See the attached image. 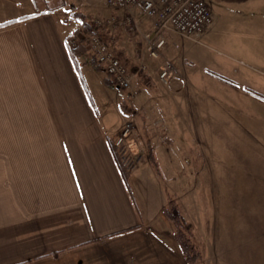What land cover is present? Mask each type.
<instances>
[{"label": "crops", "instance_id": "1", "mask_svg": "<svg viewBox=\"0 0 264 264\" xmlns=\"http://www.w3.org/2000/svg\"><path fill=\"white\" fill-rule=\"evenodd\" d=\"M65 1L0 0V134L17 143L0 166V264H180L164 214L169 189L154 180L162 176L149 158L134 172L121 161L114 139L129 117L106 88L93 92L83 69L105 73L72 58L68 40L79 27L67 22ZM205 1L212 23L197 38L166 32L159 59L144 51L152 20L141 8L133 10L136 31L117 23L102 35L132 70L144 63L152 71L139 87L155 88L145 102L161 120L147 131L159 168L163 158L172 174L183 175L185 165L219 180L235 168L263 172L264 0ZM76 2L95 18L130 15ZM166 60L177 71L162 85ZM99 100L108 111L99 112Z\"/></svg>", "mask_w": 264, "mask_h": 264}, {"label": "rangeland", "instance_id": "2", "mask_svg": "<svg viewBox=\"0 0 264 264\" xmlns=\"http://www.w3.org/2000/svg\"><path fill=\"white\" fill-rule=\"evenodd\" d=\"M58 1L64 3L65 0ZM67 1L71 5H75L74 2L77 1L76 3L80 6H88V9L99 10L100 14L105 11L104 9L107 6L106 0ZM60 12L64 13L65 10L62 9ZM79 44L80 42H78L76 47ZM85 59L83 58L84 61ZM128 67L130 68V66ZM83 70L90 79L91 88L95 94L100 89L106 88L114 96L115 101L119 99V103L127 97L125 93L128 92L119 90L116 87L107 88L103 83L105 76H103V79L101 78L102 73L91 72L94 73L91 77L87 69L84 68ZM145 78L146 76L143 75V79ZM143 79H137L136 82L140 83ZM143 87L144 99L138 102L131 99L134 107L140 108V106H143V108H140V111H137L133 118L130 117L131 119H128L135 123L132 144L142 154L143 161L139 167L142 165L149 167V155L147 152H150L151 147L148 141L150 133H147V131H149L150 124L153 128L158 127L161 124V120L154 115L155 113L147 107L145 102L147 92L148 96H153L155 88ZM107 101L111 103L112 100L109 98ZM159 102L161 104L165 103V101L160 100ZM98 110L100 113H104L109 110V107L107 109V105L99 100ZM214 128L218 129V127ZM260 129L262 130L259 135L260 141L257 151L260 156L258 166L264 162V127ZM3 130H5V127ZM229 137L227 136L226 138L228 139ZM164 140L169 142L167 137ZM157 143L156 140L155 144ZM13 144L16 145L17 143L11 142L9 134H0V166L10 163ZM165 145L167 148H171L173 143H166ZM230 146L232 151L237 147L233 143ZM196 148L204 152V149H201L200 146L197 145ZM159 159L161 161L160 169L163 170V174H161V178L154 176V180L158 181L160 188L165 186L167 190L169 189V195L170 197L172 196L170 199L179 197L182 201L180 203L174 199L181 209L184 223L188 227L194 245L197 247L199 258L197 257L198 259L194 264H264V171H261L262 167H258L256 170H259V172L255 174L239 173L237 172L238 168H235V172L225 173L222 175L223 179L219 180L216 174L205 175L203 169H196L194 173L190 174V169L186 165L183 169V175L169 173L167 171L170 169L163 163V158ZM205 176H207L206 184ZM198 183L203 187L207 185L208 188L196 190ZM194 186L195 188H193ZM4 189L7 188L5 187ZM174 234L175 228L172 225V237L178 244ZM178 246L180 248L179 263L189 264L179 244Z\"/></svg>", "mask_w": 264, "mask_h": 264}, {"label": "built area", "instance_id": "3", "mask_svg": "<svg viewBox=\"0 0 264 264\" xmlns=\"http://www.w3.org/2000/svg\"><path fill=\"white\" fill-rule=\"evenodd\" d=\"M106 4L109 8L130 15H127L122 21L116 16L106 20L96 17L93 29L98 32L104 27L119 23L125 26L130 25L131 29L136 31L137 21L133 16V10L141 8L143 15L152 20L151 31L142 34V38L145 44V53L153 59H159L162 56V49L166 44L164 38L166 32L197 38L213 21L211 7L205 0H106ZM78 42L77 38H72L70 44L72 47H76ZM87 44L115 85L121 90L129 91L133 99L142 101L144 92L138 88L136 80L139 76L150 75L152 72L150 67L142 63L134 71H131L110 44L98 33L88 36ZM176 71V65L172 61L166 60L159 68L158 81L163 85H168ZM134 129L135 123L128 120L114 141L121 160L129 171H134L143 161L142 154L132 144Z\"/></svg>", "mask_w": 264, "mask_h": 264}, {"label": "trees", "instance_id": "4", "mask_svg": "<svg viewBox=\"0 0 264 264\" xmlns=\"http://www.w3.org/2000/svg\"><path fill=\"white\" fill-rule=\"evenodd\" d=\"M70 8H71V13L69 18L67 19V22L78 24L79 28L75 30L76 36H81L82 33L86 35H92L96 33L93 30V22L95 17L92 14L78 11L75 5H70ZM99 34L104 38L102 32H100ZM70 54L74 59L86 58L85 64L89 65L91 68H93L96 71L105 73L104 84H106L108 87H115V84L113 83L112 79L110 78L109 75H107L104 68L98 63L96 56L92 53L91 49L88 47V45L85 43L84 40L80 42L78 47L70 48ZM125 96L127 97H125L119 103V108L124 115H126L127 117H132L136 115L137 111L136 108L134 107L133 101L130 98V95L128 93H125ZM258 97L264 100L263 95L259 94ZM148 155H149L148 158L153 168L155 169L156 173L160 176L161 175L160 168L154 157V154L152 153V151H150ZM164 214L175 228L174 235L176 240L178 241V244L182 249L186 261L189 264H194L195 261L199 258L197 247L194 245L188 227L184 223L181 209L178 203L174 199H170L168 204L164 207Z\"/></svg>", "mask_w": 264, "mask_h": 264}]
</instances>
